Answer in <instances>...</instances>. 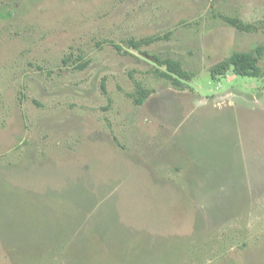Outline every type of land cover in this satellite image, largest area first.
I'll return each instance as SVG.
<instances>
[{
    "label": "rangeland",
    "instance_id": "1",
    "mask_svg": "<svg viewBox=\"0 0 264 264\" xmlns=\"http://www.w3.org/2000/svg\"><path fill=\"white\" fill-rule=\"evenodd\" d=\"M258 46L264 0H0V264H264V53L211 73Z\"/></svg>",
    "mask_w": 264,
    "mask_h": 264
},
{
    "label": "trees",
    "instance_id": "2",
    "mask_svg": "<svg viewBox=\"0 0 264 264\" xmlns=\"http://www.w3.org/2000/svg\"><path fill=\"white\" fill-rule=\"evenodd\" d=\"M230 25L241 31H252L255 27L250 23H245L238 17L222 16ZM170 37V33L164 35H152L148 37H142L140 39L130 38L126 41L129 47L140 50L143 46H149L155 42L167 39ZM119 50H122V46L116 45ZM264 46H258L252 51H235L229 57L218 62L211 68V73L214 78H218L219 75L225 76L229 71H233L238 76L249 77H261L263 75V69L260 66V60L263 57ZM145 54L153 58L155 63L159 66H164V70L156 69V74L170 81L176 88L186 89L189 87L188 81L191 80V74L188 72L181 60L173 57H161L159 55H152L149 52ZM64 61L67 63L68 58ZM87 66V62L78 64V68H84ZM153 93V90L143 88L138 85L136 94L132 97L136 105H142L147 98Z\"/></svg>",
    "mask_w": 264,
    "mask_h": 264
}]
</instances>
